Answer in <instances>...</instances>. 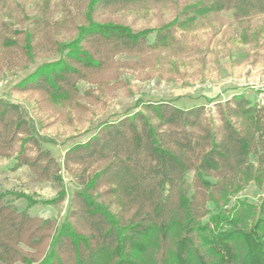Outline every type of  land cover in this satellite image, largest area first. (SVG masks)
Here are the masks:
<instances>
[{
    "label": "trees",
    "instance_id": "obj_1",
    "mask_svg": "<svg viewBox=\"0 0 264 264\" xmlns=\"http://www.w3.org/2000/svg\"><path fill=\"white\" fill-rule=\"evenodd\" d=\"M144 1L91 0L89 11ZM222 11L245 21L264 14V0H200L176 22ZM154 32L91 23L67 58L42 65L24 84L69 95L87 64L100 66L96 59L140 53L173 37L170 28L158 30L150 43ZM82 42L88 51L78 46ZM176 101H142L140 110L103 122L87 141L71 146L61 164L43 148L57 141L41 136L19 105L0 99V156L20 142L17 166L29 165L42 177L59 179L63 164L83 167V189L73 192L64 222L45 223L54 234L39 264H264V199L231 205L250 183L264 180V105L243 93L212 110ZM35 222L0 197L1 262L33 264L19 248Z\"/></svg>",
    "mask_w": 264,
    "mask_h": 264
},
{
    "label": "rangeland",
    "instance_id": "obj_2",
    "mask_svg": "<svg viewBox=\"0 0 264 264\" xmlns=\"http://www.w3.org/2000/svg\"><path fill=\"white\" fill-rule=\"evenodd\" d=\"M199 1L146 0L93 13L91 0H0V99L19 105L41 136L57 141L43 148L61 164L71 146L87 141L103 122L140 110L142 101L180 97L176 104L182 108L204 105L212 110L215 103L243 93L264 105V14L237 21L232 11H222L198 15L183 25L176 22L183 21L186 8ZM91 23L155 31L150 43L158 30L170 28L173 37L140 53H117L107 62L96 59L100 66L87 64L76 90L66 96L24 84L42 65L67 58ZM78 46L88 51L86 43ZM20 150L18 142L0 156V197L4 204L35 218V232L44 227L19 248L39 264L54 234L45 223L64 222L73 192L83 189L78 182L83 167L63 164L59 179L42 177L29 165L17 166ZM263 199L264 180L250 183L231 205L242 200L260 204ZM113 200L106 198L107 203Z\"/></svg>",
    "mask_w": 264,
    "mask_h": 264
}]
</instances>
